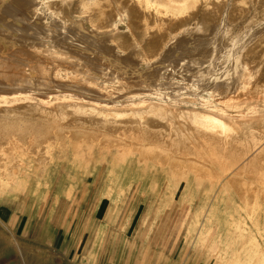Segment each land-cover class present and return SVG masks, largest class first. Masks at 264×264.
<instances>
[{"label":"rangeland","instance_id":"obj_1","mask_svg":"<svg viewBox=\"0 0 264 264\" xmlns=\"http://www.w3.org/2000/svg\"><path fill=\"white\" fill-rule=\"evenodd\" d=\"M9 1H0V35L16 36L18 46L2 50L25 66L16 78L0 71L14 86L4 80L8 93L20 89L38 103L75 95L117 105L136 93L238 126L264 117V96L250 92L255 61L264 57V0H139L152 14L149 30L168 32L171 16L198 14L146 59L105 32L109 13L117 28H129L120 0H73L75 9L59 0ZM217 2L222 16L207 20L203 11ZM25 43L62 59L45 58L41 67ZM32 141L14 139L2 150L0 264H264V199L250 204L221 182L242 166L240 155L228 158L204 140L196 157L219 175L208 181L98 142L79 150L69 135L52 136L38 153Z\"/></svg>","mask_w":264,"mask_h":264},{"label":"bare ground","instance_id":"obj_2","mask_svg":"<svg viewBox=\"0 0 264 264\" xmlns=\"http://www.w3.org/2000/svg\"><path fill=\"white\" fill-rule=\"evenodd\" d=\"M13 1L15 2L16 0ZM59 1L61 5H68L69 8L75 9L71 2L73 0ZM82 1L84 0H79L80 3ZM65 3L66 5H64ZM61 5L58 8H61ZM142 5L139 0H120V7L129 18L128 30L124 31L116 27L115 13H109V16L107 15L104 18L103 25L106 26V31L103 29L105 32H114L112 34L115 38L122 41V45L137 46L140 54L147 58L155 55L160 50L168 35H170V31L175 34L178 30L186 29L188 20L195 18L197 14V11L192 10L187 17L171 16L166 22L170 28L168 32L165 26L149 30L148 25L154 24L149 19L152 14L143 5L144 9ZM221 6L220 2L215 3L213 5L214 10H204L202 16L207 18V20L222 16ZM28 8L24 7L27 11ZM235 17H240V14L236 12ZM117 21L119 22V20ZM141 22L143 25H140ZM115 27L117 29L113 30ZM15 38L1 37L0 35V71H4L3 74L10 75V77L16 75L15 73H22V66H25L19 59V61L17 59L12 60L4 54L7 49H14V47L18 46ZM110 39H112L111 36ZM26 44L28 43H25V46ZM28 46L31 48L29 50L30 53L33 52L34 54L33 56L32 54L30 55L33 58L32 60L37 59L38 61L37 65L44 67L41 65V63L45 65L43 60L52 58V53L51 55L47 54V48H44V51L47 52L45 53L42 51V46L37 47L34 43L26 47ZM128 49L130 48L128 47ZM56 52L59 51L56 50ZM56 57L54 56L53 58ZM58 59L61 61L60 59L62 58ZM28 61L31 60L29 59ZM31 62L33 63V61ZM255 62H258V65L260 64V68L254 74L253 84L251 85L250 83V92L254 95L264 96V57ZM25 63L27 65L26 61ZM0 75L2 76V73ZM3 76L0 77L1 84L5 82L6 78L8 79V76H5V79H3ZM10 81L9 79L6 81V84H9L8 86L10 87H7L5 83L0 87L4 90L1 89L3 92L7 93L3 94L0 90V167H3L2 159L4 156L2 150L14 139L26 144L29 138L33 137L31 148L33 152L38 153L39 148H43L52 136L64 137L69 135L73 144L79 150L83 144L98 142L104 147H116L124 155L132 152L137 155L140 162H153L168 166L172 174L178 177L193 173L199 180L213 181L219 176L217 171L211 166L210 162L203 159L206 158L205 156L202 158L196 157V149L203 145L204 140H207L216 144L224 156L229 158L237 154L242 159V166L240 168L238 166L234 173L227 175L224 180H221L223 182L222 186L232 189L239 196H242V199L249 198L250 204L255 202L257 195L264 199V184L260 183L261 178L264 176V117L250 120L249 122H241L240 126H238L232 120L230 121L199 108H177L150 99H137L136 93L129 96V100H127V103L124 102L125 104L123 105L112 104L114 102L105 101L106 99L102 100V102L101 100H90L81 96L75 97L72 94L70 98H62L50 103L43 100V103H38L33 101V99L27 98L28 93L19 92L18 85H15V89L18 88V91L6 92L5 89L12 86L10 85L11 83H8ZM25 90L27 91V89ZM22 97L26 98L23 99ZM8 98L11 100H8ZM122 153L119 154L122 155ZM2 172L4 173V171Z\"/></svg>","mask_w":264,"mask_h":264}]
</instances>
